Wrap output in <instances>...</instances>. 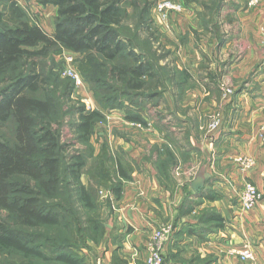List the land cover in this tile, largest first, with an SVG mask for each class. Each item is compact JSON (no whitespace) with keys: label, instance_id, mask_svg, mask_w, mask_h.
<instances>
[{"label":"trees","instance_id":"1","mask_svg":"<svg viewBox=\"0 0 264 264\" xmlns=\"http://www.w3.org/2000/svg\"><path fill=\"white\" fill-rule=\"evenodd\" d=\"M5 1L0 0V126L12 122L14 137L0 139V264H85L79 245L67 238L99 244L106 226L97 215L101 206L82 181L85 159L64 154L61 143V105L63 98L71 100L75 83L60 79L45 61L72 51L107 64L121 94L131 100V107H121L125 118L140 124L146 123L140 105L152 96L147 81L157 76L124 29L125 0H39L57 7L52 34L16 1ZM151 8L149 2L140 8V23L149 22ZM121 58L130 62L123 64ZM80 68L93 80L90 65ZM74 111L79 117L74 126L88 139L99 113L82 106ZM117 177L121 181L108 187L118 200L122 181L131 177L121 166ZM79 206L92 213L85 217ZM201 218L217 227L224 224L216 208L206 209Z\"/></svg>","mask_w":264,"mask_h":264},{"label":"rangeland","instance_id":"2","mask_svg":"<svg viewBox=\"0 0 264 264\" xmlns=\"http://www.w3.org/2000/svg\"><path fill=\"white\" fill-rule=\"evenodd\" d=\"M13 1L23 7L30 20L36 19L45 31L54 33L57 10L53 5H43L39 0H6L5 5ZM146 2L152 7L147 17L149 22L140 23V8ZM125 8L124 29L135 51L153 63L157 76L153 81H147L151 99L140 105L145 124L125 118L121 107H131V100L121 94L120 84L109 74L107 64L86 60L85 54L72 51L52 53L54 56L45 61L62 80L74 81L66 74L68 68L76 70L82 78L80 87L75 84L71 100L66 102L63 98L61 143L66 149L64 154L79 153L85 159L82 181L101 206L97 215L104 222L118 201L108 187L114 181H121L117 177L118 166L123 167L130 177L143 169V162L131 156V151L136 149L139 156L145 153L144 157L148 155L154 166L159 168L162 163L160 152L164 156L168 151L174 152V139L187 141L192 134L180 127L182 122L187 128H192L197 139H205L210 135L207 127L212 113L222 111V106L229 105L240 93L245 99L261 85L264 86V0H125ZM69 55L73 59L68 61ZM118 61L123 64L130 62L124 58ZM82 63L91 66L89 77L93 80L81 71ZM76 106L84 107L87 112L99 113L88 139L80 137L74 126L79 121L74 111ZM156 132L167 136L170 145L160 148L155 145L149 148V152L145 151L142 140ZM13 137L12 122L0 126V139L12 140ZM130 180L122 181L124 187ZM109 200L112 203H108ZM199 203L192 207L187 203L186 206L194 211ZM78 208L85 217L92 213L80 206ZM206 209L208 207L195 210L192 214L196 219L194 224L181 227L174 223L161 224L152 236L166 225L172 228L167 246L188 249L189 242L179 243L188 241L189 235L195 237L199 246L210 235L220 231L214 223L202 220ZM69 238L79 245L80 255L86 264L93 254L91 241L86 246L75 235L67 240ZM207 258L213 261V257ZM164 260L166 264L165 250Z\"/></svg>","mask_w":264,"mask_h":264},{"label":"crops","instance_id":"3","mask_svg":"<svg viewBox=\"0 0 264 264\" xmlns=\"http://www.w3.org/2000/svg\"><path fill=\"white\" fill-rule=\"evenodd\" d=\"M239 95L222 106L220 128L205 139H197L192 128L181 121L180 127L192 134L187 141L174 139L175 153L164 156L160 152L159 168L145 153L139 156L136 149L131 151V156L143 162V169L132 173L126 183L105 221L101 242H90L93 254L86 264H146L153 231L161 224L192 225L196 221L192 214L203 207L216 208L222 214L225 220L220 231L199 246L195 237L186 233L188 241L179 245L189 242L188 249L166 244V264H197L198 260L199 264H264V143L259 137L264 123V86L245 99L241 98L244 94ZM160 134L142 140L145 151L169 144L167 136ZM244 158L252 159V166L245 167ZM247 181L263 194L248 211L241 206V191ZM197 202L194 211L190 210ZM244 246L253 249L254 260L243 261L233 253ZM210 256L213 261L207 258Z\"/></svg>","mask_w":264,"mask_h":264},{"label":"built area","instance_id":"4","mask_svg":"<svg viewBox=\"0 0 264 264\" xmlns=\"http://www.w3.org/2000/svg\"><path fill=\"white\" fill-rule=\"evenodd\" d=\"M168 7V6H167ZM163 9L165 7H162ZM179 9V8H177ZM73 59L72 55L68 56V61ZM66 74L73 78L75 84L80 87L82 84V78L80 74L72 69L68 68L66 70ZM222 123V115L220 112L212 113L210 115L209 123H208V131L212 133H216V131L220 128ZM140 124V123H137ZM259 137L261 141L264 143V123L261 124L259 129ZM242 163L245 167L252 166L253 160L250 158L241 159ZM263 194L258 189V187L250 182L247 181L244 184V187L241 191V206L243 210H251L253 209L258 202L262 199ZM172 228L170 226L164 225L163 227L157 229L150 241L149 252L146 258V264H164V249L171 238ZM233 253L236 254L241 260L249 261L255 259V253L252 248L249 246H244L239 249H233Z\"/></svg>","mask_w":264,"mask_h":264}]
</instances>
